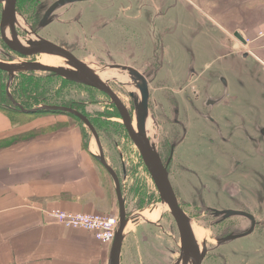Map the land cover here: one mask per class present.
Returning <instances> with one entry per match:
<instances>
[{"label":"rangeland","instance_id":"rangeland-1","mask_svg":"<svg viewBox=\"0 0 264 264\" xmlns=\"http://www.w3.org/2000/svg\"><path fill=\"white\" fill-rule=\"evenodd\" d=\"M2 8L3 1H0V12ZM29 11V6H22L21 11L17 8V18L24 25L26 17H30ZM60 11L65 12L59 21L47 25L41 35L73 46L77 49L75 55L93 68L116 72L108 68V57L119 61L120 55L131 50L136 56L129 64L136 63L137 67L144 61H152L154 56L159 59L160 67L150 83V109L158 115L154 122L165 132L172 127L164 123V116L169 117L172 108L169 98L176 101L184 135L173 152L170 179L184 202L190 226L201 231V236L195 237L197 243L200 246L207 243L209 251L203 264H264V204L260 206V200L256 199V192L264 190L260 179V175L264 176V70L262 74L256 71L254 76L251 72V76L242 68L244 63L222 61L213 54L211 32L206 27L199 29L200 16L185 2L180 5L176 0H81ZM26 28L29 27L26 25ZM3 30L7 34L5 24ZM29 36L34 38L33 34ZM228 38L236 40L231 33ZM5 48L0 29V59L9 61L3 54ZM236 57V53H230L229 58ZM29 58L22 56L20 60L29 61L34 56ZM255 67L251 66L252 71ZM7 81V73L0 72V105L18 110L7 96ZM29 81L37 85L40 98L39 103L24 106L20 85ZM131 84L126 89H133ZM118 89L125 92L122 87ZM9 91L26 109L43 104H66L82 110L89 119H100L102 124L97 123V133L107 162L119 177L125 199L129 219L126 231L135 222L149 220L163 229L171 227L173 236L177 235L172 230L168 207L120 125L121 120L114 115L116 112L112 113L114 109L107 96L88 85L68 82L41 70L16 73ZM28 93L34 95V92ZM28 93H24L25 97ZM122 97L130 106L129 95ZM17 112L26 119H36L42 112L63 113ZM82 124L85 140L91 142L98 155L91 132ZM153 126L154 134L158 127ZM259 196L261 199L262 193ZM243 205L254 209L260 225L248 235L215 245L222 232L233 230L239 232L238 236L249 222L243 217H232L219 223L209 209Z\"/></svg>","mask_w":264,"mask_h":264},{"label":"crops","instance_id":"crops-1","mask_svg":"<svg viewBox=\"0 0 264 264\" xmlns=\"http://www.w3.org/2000/svg\"><path fill=\"white\" fill-rule=\"evenodd\" d=\"M176 1L200 16L199 29L212 34L213 54L244 63L253 76L264 70V38L257 34L264 30V0ZM236 30L247 44L228 38ZM231 52L237 57L229 58ZM94 154L85 130L70 115L42 113L26 119L0 105V264H109L111 245L47 214L61 209L118 215L113 179ZM158 225L149 220L131 224L120 264L172 259V234Z\"/></svg>","mask_w":264,"mask_h":264},{"label":"water","instance_id":"water-1","mask_svg":"<svg viewBox=\"0 0 264 264\" xmlns=\"http://www.w3.org/2000/svg\"><path fill=\"white\" fill-rule=\"evenodd\" d=\"M3 1L2 8V17H1V36L3 38L4 43L13 51L19 53L21 56L25 58H29L34 56L29 61H6L0 59V70L5 71L8 75V81L6 83V93L8 98L10 99L12 105L16 106L19 111L22 112H35V111H60L64 113H69L79 118L84 125L91 132L92 138L95 140L98 152L94 154L95 158L101 163L104 169L110 174L113 179L116 198L118 203V224L115 232V237L110 246V255H109V264H120V252L123 239L126 234V227L128 225L129 219L126 212L125 207V199L121 192V185L119 181V177L117 173L113 170V168L107 162L105 152L103 146L101 144L99 135L94 125L90 122L89 118L80 112L79 110L72 108L66 105H51V104H43L33 109L24 108L19 102H17L14 97L11 95L9 88L10 83L14 79V76L18 72L23 71H46L57 76H60L63 79L73 81L76 83H81L84 85H88L90 87L97 88L98 90L106 93L111 102L117 108L122 123L127 131L129 138L133 141L138 155L141 157L147 171L149 172L151 178L153 179L155 186L157 187L163 202L168 207L171 216L174 218L177 226V231L179 234V248L180 255L177 261V264H201V260L206 254L207 247L202 244L201 248L199 247L195 237L192 235L191 226L187 216L185 215L177 196L174 193V190L170 184L167 170L162 166L161 161L156 153L155 146L150 143L146 136L145 132V117L147 115V82L144 77L137 71H131L135 75V78H139L142 80L143 84L140 86L142 91V99L139 104L136 105L135 118L136 123H134L131 119V116L125 107L123 101H121L120 97L111 89V87L105 82L106 80L102 79L95 73L90 64L81 60L77 57L73 52L67 48L61 47L58 44H55L49 40L38 38L31 39L26 41V45L23 44L21 39L16 31V9L15 4L16 0H0ZM74 2L80 0H58L54 4H52L46 11L44 15V19L51 13L56 7L65 3V2ZM5 24L8 32V37L5 35L3 30V25ZM233 37L241 43L247 44V40L244 39L242 34L236 30L232 33ZM43 53L64 56L67 58V66H55L46 63H42L39 61L38 55ZM247 53H244L242 57H246ZM37 57V58H35ZM30 59V58H29ZM111 66V67H110ZM108 68L110 69H119L122 68L121 65H110ZM232 210H227V214H232ZM136 223V222H135ZM250 232L247 231L245 233H240L238 236L235 234L231 238L240 237L248 234ZM230 238V239H231Z\"/></svg>","mask_w":264,"mask_h":264},{"label":"flooded vegetation","instance_id":"flooded-vegetation-1","mask_svg":"<svg viewBox=\"0 0 264 264\" xmlns=\"http://www.w3.org/2000/svg\"><path fill=\"white\" fill-rule=\"evenodd\" d=\"M56 1H58V0H51L48 3H47V0H16V4H15L16 17H17V8H18L19 11H21L22 6H29L30 7V11H29L30 17L29 18L26 17V25L29 28L27 29L26 25L24 27H21V28L19 27L18 28V26L16 24L17 34L19 36V39H21V41H22V39L24 41H27V40H31V39L43 38V39L49 40V41H51V42H53L55 44H58L61 47L67 48V49L71 50L73 52V54H75L77 49L74 48L73 46H70V45H68L66 43L61 42L60 39H59V42H58V41L50 39L48 35H43V34L41 35V31L47 25H49L50 23H53L54 21H59V19L61 18V15L65 12V11H63V12L60 11V8H62L64 6H69L72 3L77 2V1H74V2L68 1V2H65V3L59 5L51 13H49L48 16L45 18V21L42 22V20L44 19V15H45L47 9L52 4H54ZM58 8H59V12H56V9H58ZM1 17H2V11L0 12V21H1ZM0 29H1V26H0ZM29 34L30 35L33 34L34 38L29 36ZM5 46H6V48L3 50V54L8 57L9 61H12V60L16 61V60H20V58H22V56L19 53L11 50L6 45V43H5ZM124 53H126V54H123L124 56L120 55L119 61H115L111 57H108V61L110 62V64L107 62L109 64L107 66H110V65H113V64L114 65H121L122 68L115 69L116 73H121L122 75L123 74H127L128 77L127 76L126 77L132 83L131 86L133 87V89H126L127 86L130 84V82H128V80L122 81V80H118L115 77H111V78L105 79L106 80L105 82L120 97L121 101H123L125 107L127 108L128 112H129V114L131 116L132 121L134 123H136V118H135L136 105L139 104L140 100L142 99V91L140 89V86H142L143 82H142L141 79L135 78V75L133 74V72L131 73L130 70L139 72L141 74V76L145 78V80L147 82V91H148V95H147L148 96L147 97V111L148 112H147V115L145 117V132H146V136H147L148 140L150 141V143H152L155 146V150H156V153H157V155H158V157H159V159L161 161V164L167 170V175H168L170 184H171V186H172V188L174 190V193L177 196V199H178V201H179V203H180L185 215L187 216L186 211L184 209V207H185L184 206V202H183V200H181L179 198L177 192L175 191V189H174V187H173V185L171 183V179H170V177L173 176V175L171 176V174H172L171 165H172V161H173L172 160L173 159V152H174L175 146L177 145V143H179V141L182 139V137L184 135V134H181V132L183 131L182 129L184 127H183L182 123L180 122L179 110H178V108L176 106V101L174 99H172V98H169L170 99L169 103L172 104V108L169 111V117L164 116L165 117L164 123L166 125H169V126H172V127H170V130L167 129V130H165V132H163V129L160 130V127H159L160 124L156 123L157 121L154 122V119L158 115L155 116L153 113H151V109H150V101H151V87H150V83L155 78L156 71L160 67V64H159L160 61H159V59H157L154 56L153 57L154 59L152 61H150V62H148V61L145 62L144 61V64L142 66L139 65V67H140L139 68V67L136 66V63H132V65L129 64V62L131 60H133V58H135V56H136L134 50L127 51V52H124ZM135 60H137V58ZM103 62H105V61H103ZM133 64H135V65H133ZM62 80H66V79L62 78ZM66 81L73 82V81H69V80H66ZM118 86L124 88L125 92L122 91L121 89H118ZM129 87H130V85H129ZM92 88L94 90L99 91L101 94L107 96L108 99H110L109 96L106 93L98 90L97 88H94V87H92ZM123 94H126V95L128 94L129 95V97L131 99L130 100V106L125 102L124 98L122 97ZM110 103H112L111 100H110ZM112 107H113L112 109H114L112 113L116 112L114 115H116V118H119L121 120L120 114H119L117 108L115 107V105L113 103H112ZM114 115H112V116H114ZM148 119L151 122V129L152 130H153V127H154L153 124H155L156 128L158 127V130H156V133L154 132L155 135L154 134L151 135L148 132V129H147ZM120 125L125 129V127H124V125L122 123V120L120 122ZM178 127H179V129H177ZM178 130H180V134L177 133ZM125 131H126V129H125ZM262 131H263L262 134H264V128H262ZM126 133H127V131H126ZM132 143H133V141H132ZM133 145H134V143H133ZM139 158L141 159L140 156H139ZM141 161H142V159H141ZM142 163H143V161H142ZM260 179H261V182H262L261 184L264 185V176L260 175ZM152 181H153V179H152ZM153 183H154V181H153ZM154 185H155V183H154ZM156 189H157V187H156ZM157 191H158V189H157ZM260 193H262L261 199H260V196H259ZM263 194H264V190L262 188L260 189V191L256 192V195H257L256 199L260 200V204H259L260 206H262L264 204V203H262V201H264ZM257 202H259V201H257ZM227 210H232V211H235V212H232V214L229 215V214H227ZM209 211H210V214H212L216 219H218L217 222H219V223H222L223 220L229 219V218H232V217H243V218L247 219V221L249 223L247 224V227L243 231H241V233H245V232L250 230V232L248 233V234H250L261 223V220L257 219V217L255 216L256 214L254 213V209L253 210L249 209V208L247 209V207L245 208L244 205L242 207L240 206L238 208H224V209L210 208ZM172 218H171V220H172V230L174 228L176 230L175 232L177 233L176 236H173V234H172L173 232H171V230H170V232L172 234L171 237H172V240L174 242V247L171 249V252H170V254L172 255V259L171 260H167L166 263L164 261H159V264H177V261L179 259V255H180L179 234H178V231H177L176 222H175L174 218L173 219ZM158 227L161 230H163L162 226L158 225ZM236 232L237 231H233V230H227L226 232L225 231L222 232L220 234L219 238H217V242H216L215 245L220 246V245L226 243L227 241H230L231 239H233L231 237H233L235 234L239 233V232L238 233H236ZM205 245L207 247V251H206V254L203 257V259L201 260V264H203V260L205 259L206 255H207V253L209 251L207 243H205ZM199 247L201 248L200 245H199ZM189 264H191V263H189Z\"/></svg>","mask_w":264,"mask_h":264},{"label":"built area","instance_id":"built-area-1","mask_svg":"<svg viewBox=\"0 0 264 264\" xmlns=\"http://www.w3.org/2000/svg\"><path fill=\"white\" fill-rule=\"evenodd\" d=\"M264 37V31L258 32ZM48 216L68 228H83L90 231L95 239L104 245H111L115 237L118 215L93 212H71L61 209L49 211Z\"/></svg>","mask_w":264,"mask_h":264},{"label":"bare ground","instance_id":"bare-ground-1","mask_svg":"<svg viewBox=\"0 0 264 264\" xmlns=\"http://www.w3.org/2000/svg\"><path fill=\"white\" fill-rule=\"evenodd\" d=\"M16 24L20 28L25 26L23 24L22 20L18 19V18L16 19ZM5 35L8 37V32ZM22 42H23L24 45L27 46L26 41H24L22 39ZM39 61L42 62V63L50 64V65H55V66H59V65L63 66L64 65V66L69 67L67 65V58H65L64 56L43 53V54L40 55ZM92 70H94L95 73L97 75H99V77H101L103 80L106 79V78H111V77H115L118 80H122V81L126 80V77L123 76L121 73L111 72V71H108V70H102L100 68L99 69L98 68L97 69L93 68ZM147 129H148V132L152 135L153 132H152V129H151V122H150L149 119H148V122H147ZM121 192H122V189H121ZM115 194H116V192H115ZM191 227H192V235L194 237H196V236L200 237L201 236V231L198 228H195L192 225H191Z\"/></svg>","mask_w":264,"mask_h":264},{"label":"trees","instance_id":"trees-1","mask_svg":"<svg viewBox=\"0 0 264 264\" xmlns=\"http://www.w3.org/2000/svg\"><path fill=\"white\" fill-rule=\"evenodd\" d=\"M0 72H2V70L0 71ZM23 75V74H22ZM22 78H25V79H33V78H31V77H25V76H21ZM24 83H26V82H24ZM19 85H20V83H19ZM21 86V93H20V97L23 99V101H24V103H23V105L24 106H28V105H30V104H33V103H35V102H38L39 103V101H37L39 98H40V95H39V93H38V91H37V85L34 83V82H32V81H29V82H27V84H23V85H20ZM34 92V95L33 94H29L28 92ZM24 93H28L29 95L28 96H26L25 97V95H24ZM36 94H38V97H34V96H36ZM4 97V96H3ZM30 98H32V100L31 101H29L28 99H30ZM2 99V98H1ZM3 100V99H2ZM65 104V103H64ZM66 105V104H65ZM2 106V105H1ZM67 106V105H66ZM71 107V106H70ZM74 108V107H73ZM75 109H77L78 110V108H75ZM16 111H18V110H16ZM43 111V110H42ZM79 111L80 112H82V110H80L79 109ZM50 112V111H49ZM42 113H44V112H42ZM64 113V112H63ZM83 114H85V112H82ZM68 114V113H67ZM68 115H70L71 117H73V118H75L80 124H81V126L83 127V124H82V121L79 119V118H77V117H75L74 115H71V114H68ZM86 115V114H85ZM87 116V115H86ZM88 118H89V116H87ZM90 120V122L95 126V128H97V123H99V124H102V122H101V120L100 119H89ZM96 123V124H95ZM83 129H84V127H83ZM85 130V129H84Z\"/></svg>","mask_w":264,"mask_h":264}]
</instances>
